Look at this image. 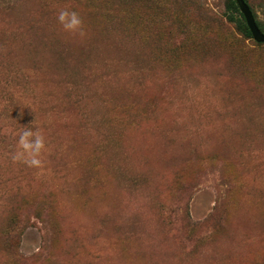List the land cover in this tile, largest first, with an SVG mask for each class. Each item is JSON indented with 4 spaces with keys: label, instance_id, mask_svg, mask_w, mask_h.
<instances>
[{
    "label": "rangeland",
    "instance_id": "374dc122",
    "mask_svg": "<svg viewBox=\"0 0 264 264\" xmlns=\"http://www.w3.org/2000/svg\"><path fill=\"white\" fill-rule=\"evenodd\" d=\"M230 9L0 0V264H264V44Z\"/></svg>",
    "mask_w": 264,
    "mask_h": 264
},
{
    "label": "clouds",
    "instance_id": "9594fccd",
    "mask_svg": "<svg viewBox=\"0 0 264 264\" xmlns=\"http://www.w3.org/2000/svg\"><path fill=\"white\" fill-rule=\"evenodd\" d=\"M58 21L62 24L64 30L68 32H76L81 26V21L75 12H60ZM44 147L43 137L38 132L34 133L26 128L19 134L17 151L12 156V159L14 162L22 161L30 167H39L41 161L38 157Z\"/></svg>",
    "mask_w": 264,
    "mask_h": 264
},
{
    "label": "water",
    "instance_id": "95a60500",
    "mask_svg": "<svg viewBox=\"0 0 264 264\" xmlns=\"http://www.w3.org/2000/svg\"><path fill=\"white\" fill-rule=\"evenodd\" d=\"M235 1L237 3L240 13L245 19L246 25L252 35L253 40L259 44H264V33L257 25L256 19L249 5L245 2V0Z\"/></svg>",
    "mask_w": 264,
    "mask_h": 264
},
{
    "label": "trees",
    "instance_id": "16d2710c",
    "mask_svg": "<svg viewBox=\"0 0 264 264\" xmlns=\"http://www.w3.org/2000/svg\"><path fill=\"white\" fill-rule=\"evenodd\" d=\"M245 2L248 4L247 0ZM249 5V4H248ZM231 7L230 9L232 11V14L229 15L228 20L233 23L236 27V29L245 37L251 38L252 35L246 25L245 19L243 18L242 14L239 11V8L237 6V3L235 0H231ZM250 7V6H249ZM251 9V8H250ZM252 11V10H251ZM253 12V11H252ZM237 14V16L235 15ZM254 15V14H253ZM255 17V16H254ZM257 22V21H256ZM257 25L259 26L258 22ZM260 28V26H259ZM262 30V28H260ZM263 32V30H262ZM264 33V32H263ZM10 241H13V237L9 238Z\"/></svg>",
    "mask_w": 264,
    "mask_h": 264
}]
</instances>
